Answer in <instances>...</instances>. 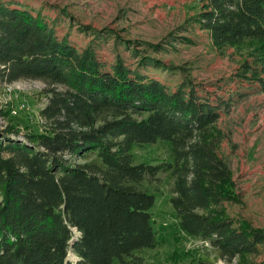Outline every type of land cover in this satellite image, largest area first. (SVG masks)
Here are the masks:
<instances>
[{
	"label": "trees",
	"instance_id": "16d2710c",
	"mask_svg": "<svg viewBox=\"0 0 264 264\" xmlns=\"http://www.w3.org/2000/svg\"><path fill=\"white\" fill-rule=\"evenodd\" d=\"M196 17L217 49L235 48L240 81L264 92V0H201ZM0 75L40 80L51 134L12 138L0 128V264H145L160 241L152 222L160 173L180 234L222 255L258 254L261 231L236 227L220 209L228 164L220 157L224 102L188 80L176 90L95 49L60 39L41 14L0 2ZM4 140V141H2ZM167 141L173 161H139L136 149Z\"/></svg>",
	"mask_w": 264,
	"mask_h": 264
},
{
	"label": "rangeland",
	"instance_id": "374dc122",
	"mask_svg": "<svg viewBox=\"0 0 264 264\" xmlns=\"http://www.w3.org/2000/svg\"><path fill=\"white\" fill-rule=\"evenodd\" d=\"M25 6L41 14L60 39L79 49L92 46L98 57L113 64L119 58L166 83L171 89L189 81L212 101L223 100L218 125L224 133L220 157L228 164L231 181L220 208L236 227L264 234V92L240 81L243 61L235 48L217 49L209 31L196 17L201 0H0ZM40 80L6 82L0 75V128L13 127L26 136L51 134L52 121L42 110L49 96ZM4 141V140H2ZM139 161L158 164L173 161L167 141L136 149ZM173 179L160 173L147 186L156 196L153 226L160 244L144 252L145 264H264V242L258 254L223 256L208 241L180 234L171 205ZM69 259L77 264V256Z\"/></svg>",
	"mask_w": 264,
	"mask_h": 264
}]
</instances>
